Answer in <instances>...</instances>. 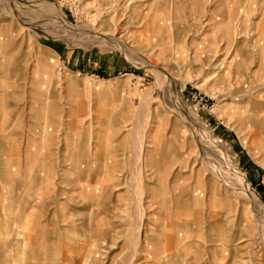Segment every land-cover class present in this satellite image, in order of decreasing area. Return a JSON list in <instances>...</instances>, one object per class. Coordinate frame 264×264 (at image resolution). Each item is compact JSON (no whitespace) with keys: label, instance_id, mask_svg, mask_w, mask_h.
Returning <instances> with one entry per match:
<instances>
[{"label":"rangeland","instance_id":"374dc122","mask_svg":"<svg viewBox=\"0 0 264 264\" xmlns=\"http://www.w3.org/2000/svg\"><path fill=\"white\" fill-rule=\"evenodd\" d=\"M0 138L81 264H264V0H0Z\"/></svg>","mask_w":264,"mask_h":264},{"label":"crops","instance_id":"0c3cea01","mask_svg":"<svg viewBox=\"0 0 264 264\" xmlns=\"http://www.w3.org/2000/svg\"><path fill=\"white\" fill-rule=\"evenodd\" d=\"M50 130L48 136L40 132L43 135L41 139L44 142L48 140V147L55 141L56 134L54 128ZM17 148L15 142H9L7 151L10 157L8 162L10 160L11 164L18 168L20 164ZM45 149L42 146L35 150L34 165L37 167L36 171L33 169L35 174L32 185L27 188L28 194L25 193L26 187L21 184L24 180H21L14 170L12 174H6L5 169L1 168L5 160L0 159V264H81L84 260L80 254L83 249H78V255L74 256V249L68 248L84 247L86 245L84 238L78 236L65 239L61 233H57L60 231L58 227L60 211H56L49 221L43 220L45 214L51 212L52 202L50 203L49 198L53 196V192L49 189L54 187L53 180L58 177L55 168L58 161L54 159L56 154ZM3 151L4 141L0 138V152ZM71 162L77 168L85 164L79 154L75 155ZM19 226L28 231L25 237L19 236L17 230ZM84 229V224L75 228L77 234L79 230ZM50 230H57L55 233L57 236L51 237ZM93 240L94 237L88 239V244L94 246L95 243H90Z\"/></svg>","mask_w":264,"mask_h":264},{"label":"bare ground","instance_id":"6f19581e","mask_svg":"<svg viewBox=\"0 0 264 264\" xmlns=\"http://www.w3.org/2000/svg\"><path fill=\"white\" fill-rule=\"evenodd\" d=\"M7 33V32H6ZM8 34V33H7ZM93 35V34H92ZM94 35H95V37H98L99 39H101L102 38V40L104 39V40H108V41H111V43L113 42L116 46H118V47H120V48H122L123 50H125V49H128L129 47H128V44L124 41V39L122 38V36H119V35H109V34H102V33H94ZM8 36V35H7ZM110 36V37H109ZM4 37H6V35H4ZM87 38H89V37H87ZM90 40V39H89ZM93 40V39H92ZM95 40V39H94ZM91 41V40H90ZM101 42V41H100ZM94 43V42H93ZM104 43V42H103ZM113 45V44H112ZM129 52V51H128ZM133 52V51H132ZM131 54V53H130ZM135 122V121H134ZM143 127V126H142ZM139 130V129H138ZM141 131H142V129H141ZM137 133V132H136ZM139 133V132H138ZM137 133V134H138ZM140 135V134H139ZM132 136V135H131ZM137 136V135H136ZM143 137L145 136V134H143L142 135ZM140 137V136H139ZM142 137V138H143ZM145 138V137H144ZM143 138V140L141 139V140H139V144H140V148H141V150H140V152H139V160L137 159V162L138 163H140L141 161H143L142 159H143V157H144V153H145V145H144V141H145V139ZM134 139V138H133ZM136 139V138H135ZM137 141H138V139H137ZM136 143V142H135ZM139 146V145H138ZM147 147H149L150 148V145H148ZM134 148H136V147H134ZM133 148V149H134ZM135 150V149H134ZM137 155V154H136ZM138 156V155H137ZM28 162V161H27ZM139 165V164H138ZM235 165V164H234ZM140 166V165H139ZM139 166H138V168H139ZM238 166V165H237ZM141 170V169H140ZM139 171V170H138ZM140 173H141V171H139ZM139 175V174H138ZM140 177V176H139ZM139 177H138V179H139ZM137 179V180H138ZM244 179V178H243ZM251 191V190H250ZM250 191L248 190V188H247V192H248V195H251L250 197L252 198V200H253V198L255 199V201H256V198L253 196V194L252 193H250ZM139 194V193H138ZM255 194V193H254ZM143 198V197H142ZM140 199V198H139ZM138 199V200H139ZM142 200L140 199V201H138V210H139V215L138 216H140V217H138V219L140 218V220L142 221L143 220V216L145 215V214H143V212H144V208H143V205H142V202H141ZM257 202V201H256ZM136 215V214H135ZM137 221V220H136ZM140 221V222H141ZM142 224V223H141ZM139 225V227H138V230H137V235H138V238H140V236H141V229H142V225ZM135 228H136V226H135ZM136 232V231H135ZM134 237V236H133ZM135 239H137V238H135ZM131 241V240H130ZM135 241V240H134ZM133 241V242H134ZM136 242V241H135ZM138 242V241H137ZM141 242V241H140ZM133 244V243H132ZM139 243H137V245H138ZM135 245V244H134ZM136 245V246H137ZM136 248V247H135ZM137 248H139V247H137ZM136 250V249H135ZM137 251V250H136ZM134 253V252H133ZM19 257V256H18ZM132 256H130V258H131ZM137 257V256H136ZM129 262V261H128Z\"/></svg>","mask_w":264,"mask_h":264}]
</instances>
